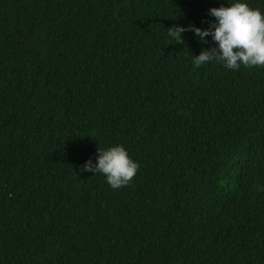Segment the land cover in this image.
Returning a JSON list of instances; mask_svg holds the SVG:
<instances>
[{
	"label": "trees",
	"instance_id": "obj_1",
	"mask_svg": "<svg viewBox=\"0 0 264 264\" xmlns=\"http://www.w3.org/2000/svg\"><path fill=\"white\" fill-rule=\"evenodd\" d=\"M221 5L0 0V264H264V67L167 35ZM116 144L119 190L82 170Z\"/></svg>",
	"mask_w": 264,
	"mask_h": 264
},
{
	"label": "clouds",
	"instance_id": "obj_2",
	"mask_svg": "<svg viewBox=\"0 0 264 264\" xmlns=\"http://www.w3.org/2000/svg\"><path fill=\"white\" fill-rule=\"evenodd\" d=\"M209 15L215 18L209 27L177 24L169 27L168 37L177 44L184 43V33L188 31L205 44L211 37L217 46L194 55L196 66L215 61L233 71L240 70L241 66L264 67V10L252 7L248 0H228V6L212 7ZM139 167L127 148L116 144L99 149L96 161L90 158L82 170L103 174L111 188L119 190L130 183ZM257 187L264 191V184Z\"/></svg>",
	"mask_w": 264,
	"mask_h": 264
}]
</instances>
